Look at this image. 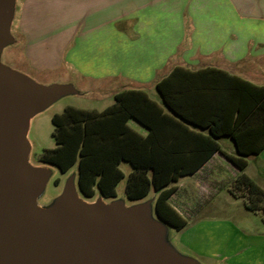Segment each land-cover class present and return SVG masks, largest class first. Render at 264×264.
<instances>
[{"label":"crops","instance_id":"obj_1","mask_svg":"<svg viewBox=\"0 0 264 264\" xmlns=\"http://www.w3.org/2000/svg\"><path fill=\"white\" fill-rule=\"evenodd\" d=\"M13 16L32 73L63 75L62 85L74 92L83 88L103 104L77 108L102 112L125 90H142L167 108L157 83L176 66L192 71L216 68L264 85V0H23L21 6L14 1ZM128 124L147 135L148 129L134 119ZM217 140L224 152L238 156L231 137ZM245 158V173L264 189V147ZM125 163L130 174V163L122 161L119 167ZM239 173L216 151L180 179L191 177L194 186L199 182L198 195L210 200L225 192L218 198L220 207L227 208L223 204H244L229 191ZM190 185L185 195L197 197ZM176 186L169 203L187 224L174 228L191 254L208 264H264L261 213L244 204L229 215L202 214L204 204L192 208L174 198L180 188Z\"/></svg>","mask_w":264,"mask_h":264},{"label":"trees","instance_id":"obj_2","mask_svg":"<svg viewBox=\"0 0 264 264\" xmlns=\"http://www.w3.org/2000/svg\"><path fill=\"white\" fill-rule=\"evenodd\" d=\"M157 89L167 108L142 90L118 93L102 112L66 106L51 118L56 146L44 149L40 161L62 172L77 163L79 189L88 198L96 191L115 197L125 177L119 165L126 161L133 167L128 198L142 199L154 189L157 216L180 230L187 221L169 203L175 183L221 151L240 170L230 193L264 219V189L244 171L245 157L264 147V85L216 68L176 66ZM131 119L146 127L147 135L133 129ZM222 136L232 138L238 156L221 149L217 139Z\"/></svg>","mask_w":264,"mask_h":264},{"label":"water","instance_id":"obj_3","mask_svg":"<svg viewBox=\"0 0 264 264\" xmlns=\"http://www.w3.org/2000/svg\"><path fill=\"white\" fill-rule=\"evenodd\" d=\"M14 1L0 0V53L13 41ZM71 91L0 64V264H188L160 242L144 206L85 203L72 188L52 209L34 205L45 173L27 163L29 118Z\"/></svg>","mask_w":264,"mask_h":264},{"label":"rangeland","instance_id":"obj_4","mask_svg":"<svg viewBox=\"0 0 264 264\" xmlns=\"http://www.w3.org/2000/svg\"><path fill=\"white\" fill-rule=\"evenodd\" d=\"M23 0H15L16 6H21ZM42 9L45 10L44 6ZM14 23H11L10 31L13 39L17 41H12L5 45L0 53V64L3 67L11 69L12 71L21 73L36 83L38 86H48L51 84H63L65 83L63 79L65 76L51 74V73H41L34 74L30 71L28 63L23 54V44L21 36L16 27V19L14 18ZM20 41V43H18ZM32 73V74H31ZM74 84V82H72ZM77 85V84H76ZM78 87V86H76ZM81 87V86H79ZM78 92H67L59 95L57 98L34 112L29 118L27 139L30 144V151L27 157V163L33 167L41 168L45 173V180L41 189L37 192L34 197V205L41 210H49L59 204L61 198L63 197L65 191L68 188H72L79 199L85 203H96L103 202L105 205L113 203H118L126 208H132L136 206H144L145 208V219L148 223L154 224L159 231V240L163 245H166L172 251L186 259L187 261L192 260L195 264H208L205 260L195 257L191 254L188 249L181 243L182 234L179 233L173 226L163 222L157 216L155 211V199L156 192L151 189L149 194L142 200H132L129 199L126 194V183L127 177L131 170L129 164H122V170L125 173V177L120 181L117 186V194L115 197L104 198L99 191L93 197H84L80 192L78 185V164H74L66 172H62L56 165L51 163H46L40 161V156L44 149H51L56 146L55 139L52 135L54 126L51 121V117L54 113H60L63 109L72 105L75 107H97L101 108L102 102L96 99L95 94H90L86 92L83 88ZM228 141H222V144ZM225 176H229L228 172H224ZM191 183V188H195L194 197H187L185 191L188 190L189 184ZM180 186L178 193L174 198L186 202L190 207H197L198 204H204L202 206V214L207 213L209 215H229L230 210H237L238 207L242 208L244 206L243 202L240 204L225 205L227 208L220 207V197L224 198V193H220V196L209 199L207 195L200 196L198 192H201V185L199 182L195 183L191 177H184L177 182ZM208 200V201H207ZM174 203V202H173ZM219 207H218V206ZM216 207V208H215ZM235 213V212H234ZM189 221L188 216H186ZM184 240V239H183ZM185 264V263H183ZM187 264V263H186ZM189 264V263H188Z\"/></svg>","mask_w":264,"mask_h":264}]
</instances>
